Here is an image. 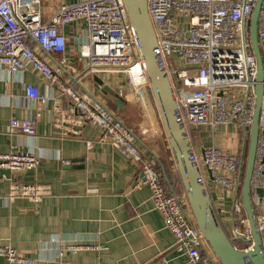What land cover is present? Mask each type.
<instances>
[{
    "label": "built area",
    "instance_id": "obj_1",
    "mask_svg": "<svg viewBox=\"0 0 264 264\" xmlns=\"http://www.w3.org/2000/svg\"><path fill=\"white\" fill-rule=\"evenodd\" d=\"M148 13L158 42L159 53L174 88L184 123L190 131L198 129L216 134L232 126L240 131L237 149L194 146L199 169L209 183L225 191L231 199V239L253 247L248 218L241 197V158L250 137L256 106L258 64L251 40V19L257 0H147ZM42 0H0V68L9 74L31 70L43 79L56 82L51 60L64 54L68 40L63 29L81 26L76 37L80 60L86 63L83 75L72 78L61 92L75 104L78 124H94L109 142L127 157L143 160L137 148V135L112 111L95 98L79 92L86 78L100 79L105 74L122 76L130 90L150 93V85L124 0H75L63 3L45 19ZM258 47L264 64V0L258 20ZM66 63L61 61V65ZM139 70V72H138ZM27 97L40 109L43 95L38 87L26 86ZM95 104V106H94ZM10 135L37 137V120L12 119ZM194 144V143H193ZM41 158L33 150L16 144L0 155V169L20 172L36 169ZM168 174V187L162 174L150 162L142 161V180L152 193L155 208L172 233L175 250L184 264H219L200 232L179 190L176 166ZM264 93L260 129L251 179V202L264 250ZM29 198L39 202L41 189L13 183L10 193L0 199ZM243 228L244 231H241ZM240 234L238 238L237 235ZM97 247L69 245L59 257ZM0 257L11 264H35L36 259L19 254L12 245L0 247Z\"/></svg>",
    "mask_w": 264,
    "mask_h": 264
},
{
    "label": "crops",
    "instance_id": "obj_2",
    "mask_svg": "<svg viewBox=\"0 0 264 264\" xmlns=\"http://www.w3.org/2000/svg\"><path fill=\"white\" fill-rule=\"evenodd\" d=\"M72 1L42 0L43 17L50 18L63 3ZM63 31L67 51L53 55L50 63L56 82L31 70L9 74L0 68V155L9 153L16 144L41 158L36 169L25 171L19 178L0 177V193L8 195L13 183L34 185L42 193L39 202L21 197L0 199V247L12 245L24 257L36 259L35 264H184L172 233L154 206L150 188L141 182L143 160L160 173L166 170L165 133L152 114L149 93L139 95L130 90L125 78L110 74L86 78L78 89L95 98V104L101 103L123 118L125 125L134 127L130 129L137 135L140 161L102 142L103 133L96 125L75 123V104L61 89L86 70L76 44L84 29L68 25ZM29 84L43 95L40 109L26 95ZM107 88L125 100L123 109L108 99ZM29 118L37 120L35 139L9 134L12 119ZM200 132L194 139L198 148H227L217 138L219 133ZM207 137L214 141H207ZM208 190L223 227L231 233V212L223 198L227 193L212 183ZM69 245L98 249L59 257V251ZM0 264L11 263L0 257Z\"/></svg>",
    "mask_w": 264,
    "mask_h": 264
},
{
    "label": "water",
    "instance_id": "obj_3",
    "mask_svg": "<svg viewBox=\"0 0 264 264\" xmlns=\"http://www.w3.org/2000/svg\"><path fill=\"white\" fill-rule=\"evenodd\" d=\"M124 1L132 27L140 43V52L144 61L150 90L156 103L168 146L172 151L180 175L189 210L204 236L210 251L219 264H264L263 245L258 233L255 211L251 202V179L264 93V64L257 39L258 20L263 0H257L251 19L252 49L257 60L258 73L255 89L256 106L250 129L245 178L241 188L242 204L248 218L254 243L253 247L249 250H240L235 247L229 233L223 227L216 213L208 187L199 169L194 145L182 118L173 85L159 53L157 38L148 13V1ZM106 91L108 92V99L123 109L125 100L111 88H107ZM24 172L0 169V177L19 178ZM259 193L263 195L264 191L260 190ZM237 237L239 238L240 234Z\"/></svg>",
    "mask_w": 264,
    "mask_h": 264
},
{
    "label": "rangeland",
    "instance_id": "obj_4",
    "mask_svg": "<svg viewBox=\"0 0 264 264\" xmlns=\"http://www.w3.org/2000/svg\"><path fill=\"white\" fill-rule=\"evenodd\" d=\"M78 52V55H79V50L77 51ZM149 106H150V109L152 111V114H154L155 117H157V119L160 121L159 119V113L157 111V108H156V105L149 93ZM105 103V102H104ZM123 122H125V120L122 118L121 119ZM161 123V121H160ZM126 126L128 128H131L133 129L134 127L131 126V124H126ZM198 130H193L191 129L189 131V134H190V137L192 139V136L195 137L198 135ZM219 133V134H218ZM218 133H216V135L218 134L217 138L220 140V142H223L224 146L227 147V149H230V150H235L237 149V146H238V141L240 140V131L232 126H229V127H225V128H222ZM164 137V143H165V151H166V158H165V168H166V171L168 172L169 169L171 168V166L174 164L173 162V159L171 157V154L169 152V146H168V143H167V140ZM198 137V136H197ZM213 137V136H212ZM207 141H214V139H212L211 137H207ZM217 138L215 140H217ZM193 142V140H192ZM195 146V144H193ZM224 195V194H223ZM223 198L225 199L226 203L229 205V208H230V205H231V199H229L228 195L226 194V196L224 195ZM241 231H244L243 228H240ZM230 235V234H229ZM231 237V235H230Z\"/></svg>",
    "mask_w": 264,
    "mask_h": 264
},
{
    "label": "trees",
    "instance_id": "obj_5",
    "mask_svg": "<svg viewBox=\"0 0 264 264\" xmlns=\"http://www.w3.org/2000/svg\"><path fill=\"white\" fill-rule=\"evenodd\" d=\"M150 92V95H151V97H152V99H153V101H154V103H155V100H154V97H153V94H152V91L150 90L149 91ZM155 105H156V103H155ZM159 119H160V117H159ZM160 121H161V119H160ZM162 124V123H161ZM193 130H198V129H193ZM201 130H198L197 132H198V137L200 136V132ZM166 136V135H165ZM197 136H195V137H197ZM195 137H193L192 136V139L191 140H193V143H194V139H195ZM167 139V138H166ZM250 139V138H249ZM248 151H249V141L247 142V145H246V147H245V149H244V151H242V153L240 154V158H241V166H240V171H241V182H242V184H243V182H244V178H245V172H246V163H247V159H248ZM169 152H170V154H171V157H172V159H173V162H174V164H175V166H176V163H175V160H174V157H173V154H172V151L170 150V148H169ZM176 171H177V177H178V181H179V190L181 191V192H183L184 193V190H183V188H182V184H181V179H180V175H179V172H178V169H177V166H176ZM162 174V177H163V180H164V183H165V185L168 187V174L166 173V170H165V174L164 173H161ZM242 188V187H241ZM244 214H245V216L247 217V215H246V212H245V210H244ZM232 241H233V243H234V245H235V247H237L238 249H240V250H244L245 249V247H246V245L244 244V243H242V241H240V240H238V239H232Z\"/></svg>",
    "mask_w": 264,
    "mask_h": 264
},
{
    "label": "bare ground",
    "instance_id": "obj_6",
    "mask_svg": "<svg viewBox=\"0 0 264 264\" xmlns=\"http://www.w3.org/2000/svg\"><path fill=\"white\" fill-rule=\"evenodd\" d=\"M138 72H139V70H138Z\"/></svg>",
    "mask_w": 264,
    "mask_h": 264
}]
</instances>
